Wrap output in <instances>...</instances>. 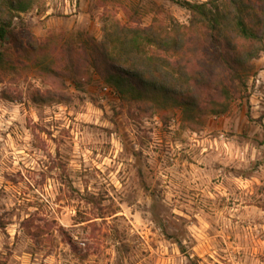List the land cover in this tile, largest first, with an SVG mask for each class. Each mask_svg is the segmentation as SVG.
<instances>
[{
  "label": "rangeland",
  "instance_id": "obj_1",
  "mask_svg": "<svg viewBox=\"0 0 264 264\" xmlns=\"http://www.w3.org/2000/svg\"><path fill=\"white\" fill-rule=\"evenodd\" d=\"M70 1L33 9L66 18L59 7L72 10ZM79 6V28L40 33L29 11L13 32L25 42L78 32L101 41L106 8ZM107 8L132 25L190 20L172 0ZM254 67L230 110L196 131L179 110L121 100L93 72L66 101L46 104L30 100L24 78L5 77L23 93L4 100L0 83V264H264V55Z\"/></svg>",
  "mask_w": 264,
  "mask_h": 264
},
{
  "label": "trees",
  "instance_id": "obj_2",
  "mask_svg": "<svg viewBox=\"0 0 264 264\" xmlns=\"http://www.w3.org/2000/svg\"><path fill=\"white\" fill-rule=\"evenodd\" d=\"M38 1L0 0V83L7 101L23 93L6 85L12 74L31 86L33 103L46 104L66 101L65 91L82 90L93 72L121 100L152 112L179 110L181 125L196 131L230 110L254 60L264 55V0H172L190 12L189 23L148 26L122 22L107 8L110 0H98L106 8L101 41L78 32L25 42L13 32L14 20Z\"/></svg>",
  "mask_w": 264,
  "mask_h": 264
},
{
  "label": "crops",
  "instance_id": "obj_3",
  "mask_svg": "<svg viewBox=\"0 0 264 264\" xmlns=\"http://www.w3.org/2000/svg\"><path fill=\"white\" fill-rule=\"evenodd\" d=\"M81 9H83V7L79 6L78 12L73 13L74 9L69 10V4L66 3L64 6L61 5L59 7V11L61 10V13L65 15L71 13L69 17H56V15L52 13L55 11L53 7H49L46 11L41 12L38 9H33L29 13L28 17L30 16L32 19L40 23V33L47 32L50 29L56 30L57 32L64 28H79L85 18L84 16H86V14ZM67 20L69 22H67Z\"/></svg>",
  "mask_w": 264,
  "mask_h": 264
},
{
  "label": "built area",
  "instance_id": "obj_4",
  "mask_svg": "<svg viewBox=\"0 0 264 264\" xmlns=\"http://www.w3.org/2000/svg\"><path fill=\"white\" fill-rule=\"evenodd\" d=\"M70 2H72V4H73V9H74V11L73 12H76V7H77V0H71ZM106 89H108V88H106ZM109 90V89H108Z\"/></svg>",
  "mask_w": 264,
  "mask_h": 264
}]
</instances>
